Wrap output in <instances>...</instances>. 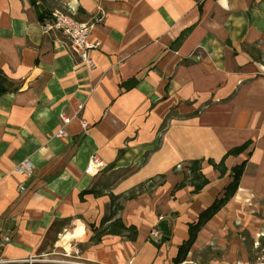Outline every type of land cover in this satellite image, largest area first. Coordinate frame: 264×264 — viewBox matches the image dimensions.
<instances>
[{
  "label": "crops",
  "instance_id": "obj_1",
  "mask_svg": "<svg viewBox=\"0 0 264 264\" xmlns=\"http://www.w3.org/2000/svg\"><path fill=\"white\" fill-rule=\"evenodd\" d=\"M55 10L81 22L99 18L90 36L99 43L90 53L95 69L59 32L43 33ZM39 12L47 19L39 21ZM0 74L7 80L0 96L2 258L176 264L188 224L246 162L236 193L178 264L212 246L224 251L217 264L262 263L264 251L252 255L264 250V0H0ZM60 129L65 137L57 138ZM247 141L248 151L225 160L223 177L207 163ZM93 157L100 166L91 174ZM197 159L209 185L172 196L187 162ZM23 160L34 166L31 177L13 171ZM159 175L163 185L121 200L115 218L137 228L136 240L93 241L91 227L110 214V196ZM155 227L156 241L149 236Z\"/></svg>",
  "mask_w": 264,
  "mask_h": 264
},
{
  "label": "trees",
  "instance_id": "obj_2",
  "mask_svg": "<svg viewBox=\"0 0 264 264\" xmlns=\"http://www.w3.org/2000/svg\"><path fill=\"white\" fill-rule=\"evenodd\" d=\"M39 21H43L47 19V16L38 13ZM7 80L4 76L0 74V96L7 92L6 89ZM252 146L251 141H247L240 146H236L228 150L218 162H214L213 160H207V163L219 173L220 177H223L227 173V169L224 165L225 160L228 157H237L250 149ZM203 159H197L187 162L186 176L185 178L178 184H176L171 192L173 196L174 193L186 186H190L192 188V194L200 193L207 185H209V180L202 173V163ZM246 162H242L241 164L233 167L230 171L231 182L227 185L223 190V195L220 198H217L213 201V203L204 211H202L195 222L188 224V240L179 248V253L175 258L174 262L176 264L183 261L187 255V252L190 246L194 243L197 237V233L202 229V227L218 212L221 208H223L226 203L234 196L236 193L239 182L244 172ZM159 179L158 182H155L154 179H149L147 182L140 184L126 196H110L111 201V211L110 214L105 217L100 225V228L91 227L94 232L93 241L98 242L103 236H118L122 239L130 242H134L137 238V228L133 225L125 226L119 218H115L117 213L122 210L121 200H132L137 196L141 195L145 191L154 189L158 186L163 185L164 176H157ZM92 194L96 195L93 191H85L82 195Z\"/></svg>",
  "mask_w": 264,
  "mask_h": 264
},
{
  "label": "built area",
  "instance_id": "obj_3",
  "mask_svg": "<svg viewBox=\"0 0 264 264\" xmlns=\"http://www.w3.org/2000/svg\"><path fill=\"white\" fill-rule=\"evenodd\" d=\"M98 21L99 18L95 17L89 22H81L76 20L72 14L55 10L51 13L49 19L43 22L41 29L43 33L59 32L68 40L70 51L80 59L81 63L88 69H95L96 65L90 53L99 47V43L92 42L90 36ZM79 109H81V106H79ZM69 122V118L64 119L65 124ZM80 125L83 129L87 128L85 121H80ZM55 137H65L64 131L62 129L58 130ZM99 166L98 160L93 157L87 166L86 172L92 174L97 171ZM13 171L18 176L31 177L34 172V166L30 160H23L14 167ZM149 236L154 241L158 240V228H152ZM39 262V260H36L32 256L20 261H10L2 258L0 255V264H38Z\"/></svg>",
  "mask_w": 264,
  "mask_h": 264
},
{
  "label": "rangeland",
  "instance_id": "obj_4",
  "mask_svg": "<svg viewBox=\"0 0 264 264\" xmlns=\"http://www.w3.org/2000/svg\"><path fill=\"white\" fill-rule=\"evenodd\" d=\"M69 14H72V13H69ZM158 181L159 179H155V182H158ZM257 250H256L257 252L255 251V253L252 255L253 257L252 259L256 257L255 255L256 253L260 254L261 251H264L263 249L261 250L260 247ZM223 254H224V251L220 250L219 248L215 246L204 247V248H201L200 250L191 251L185 263L183 264H217L223 259ZM260 257L261 259H264V252L263 253L261 252ZM36 260H39V259L36 258ZM261 261H262L261 264H264V260H261Z\"/></svg>",
  "mask_w": 264,
  "mask_h": 264
}]
</instances>
